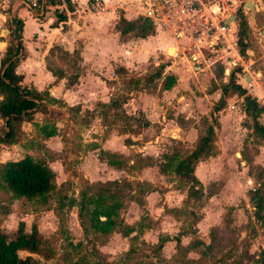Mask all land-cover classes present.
<instances>
[{"label":"rangeland","instance_id":"rangeland-1","mask_svg":"<svg viewBox=\"0 0 264 264\" xmlns=\"http://www.w3.org/2000/svg\"><path fill=\"white\" fill-rule=\"evenodd\" d=\"M51 16L56 20L58 13ZM12 19L6 9L0 8V42L6 44V47L0 44V59L12 45L13 32L9 30ZM254 25L256 29L248 31L246 49L250 55L241 53L243 65L251 72L261 74L257 87L251 94L248 92L250 96L256 92L264 94V42L258 36L259 32H264V11L256 16ZM134 35L131 33L125 39L137 40ZM59 66L61 63L53 68ZM218 66L211 69L214 74L211 79L216 78L217 85L227 83L228 80L219 76ZM137 75V72L117 75L107 84H114L115 96L127 98L129 103L128 98H134L138 92L133 89V82L130 83L139 77ZM191 77L181 83L175 94L184 96L181 103L187 101L188 108L202 111L203 107L209 106L202 98L212 88L211 79L205 75ZM156 94L160 101L166 98ZM226 100L225 112L217 116L215 155L195 168L202 187L200 199L186 200L185 191L177 188L176 178L170 171L164 176L154 166H143L147 161L161 162L177 147L191 149L192 144L179 142L181 146H178L179 140L164 136L156 142L158 129H143L146 120L138 110L133 114L131 105L122 109L128 111L134 121L119 120L104 127L98 117L99 109L94 105L93 109L82 112L67 110L73 121H65L62 116L59 128H55L54 136H59L64 148L56 155L44 153L49 158L62 160L68 178L62 183L54 180L55 188L49 195L33 200L14 198L0 178L1 232L10 239L20 223L25 225L28 233L36 227L43 243L40 252L18 253L21 258L31 256L36 264H264V229L254 219L250 201V192L257 187L256 177L264 168V140L253 133L251 119L242 116L239 98L228 96ZM260 100L258 103L264 107V98ZM229 105L235 109H229ZM164 107L168 108L165 104ZM171 109L166 116L169 111L174 112ZM194 117L185 122L181 115L173 116V122L183 129L196 128L199 136L206 117L200 114ZM109 119L117 118L110 116ZM259 122L264 125V114ZM27 123L21 125L17 144L40 148L42 140L39 139L45 138L44 133L37 127L29 131ZM172 124L175 127V123ZM54 125L47 124V127L52 129ZM4 132V126L0 125V135ZM104 146L106 151L102 149ZM11 152L0 155V171L2 164L13 159ZM111 158L118 161L120 167L112 166L114 172H107L101 164ZM114 173H122V177ZM129 177L134 183L132 187L121 185V181ZM113 181H119L120 185L110 184ZM136 183L142 184L136 186ZM105 186L111 187L112 191L119 188L123 195L122 199L117 198L123 208L119 209L116 225L108 234L94 230L89 213L79 217L80 201L84 197L90 199ZM127 227L133 230L125 236Z\"/></svg>","mask_w":264,"mask_h":264},{"label":"crops","instance_id":"crops-1","mask_svg":"<svg viewBox=\"0 0 264 264\" xmlns=\"http://www.w3.org/2000/svg\"><path fill=\"white\" fill-rule=\"evenodd\" d=\"M248 1H251V13L246 10ZM88 2L89 0H65L64 3L59 4V11L66 16L63 21H58V16L55 20L54 17L49 15L43 19H35L24 9H18L13 14L12 18L19 19L23 24L22 46L25 56L15 69L16 74L22 77L20 85L28 89L32 88L37 92H47L49 99L52 100L51 102L47 100L48 114L36 113L33 122H30L32 124L26 122L28 128H30L29 131L51 123H54L57 129L62 116L65 117V121L70 123L73 121L70 119L71 114L67 110H80L82 112L84 109L91 110V107L93 109V106L98 103H109L118 95L115 96L114 94L117 90L115 85L107 84V82L114 81L117 75H129L137 72V76L142 77L152 70L162 67L161 79L158 82L160 83L165 77L172 76L176 80L175 85L167 91L160 90L159 84L156 89L138 90L134 98H128L129 103L123 104V109L131 105L133 114L138 110L146 120L145 122L148 123L149 126L143 129H152L153 127L158 129L159 134L156 136V142L164 136L168 139H177L182 144H192L190 146L192 147L198 137L196 128L183 129L176 122H173V116L177 118L181 115L182 120L185 122L194 119L197 114L210 119L212 107L221 98V91L220 89L211 91V88L202 98L208 101L209 106L203 107L202 111L197 108L191 109L188 108L187 101L181 103L185 99L184 96H176L175 94L185 79L192 78L191 75H205L208 79H211L214 77L211 69L218 64V68L223 69L222 77L224 81L229 80L231 71L237 69L235 73L236 83L246 91L247 95L254 91L255 88L248 91V94L240 78L241 67H236L233 63L231 66L226 60H221L211 67L196 66L188 68L187 65L177 64V59L174 58L175 41L168 34L155 31L150 21L142 15L148 0H104L106 9L103 11H91L88 8ZM243 9L244 11L240 12L235 20L234 26L237 27V39L239 16L246 17L248 31L256 29L254 25L255 18L260 12L264 11V0H244ZM140 17L146 20L153 30L145 38L134 35L138 38L137 40L133 38L125 39L127 35L134 32L121 35L116 29L120 18L133 21ZM258 36L264 42V32H259ZM54 47H58L69 55L75 54L78 59L76 61L72 57L62 59L57 53L52 56L50 51ZM170 50H173L172 55H170ZM245 53L250 55L247 49ZM167 60L170 63H167ZM58 63H61V66L54 69L53 67ZM114 68H116V71H114ZM120 69H124L125 74H120L118 72ZM226 70H229L228 74H226ZM244 79L248 81V78ZM210 83L212 86L217 85V79H211ZM156 93L166 96V98L164 97L166 100L164 98L161 101L158 100ZM233 96L239 98L242 116L247 117L242 110L243 98L237 95H231L230 97ZM251 97L259 102L261 101L260 98H264V94L256 92ZM196 103L198 102H192L194 105ZM164 104L168 108H165ZM169 108H172L171 110H174V112L170 113L171 111H169L168 116H166L165 113ZM225 108L217 116L222 115ZM229 109L233 110L235 107L229 105ZM127 112L125 113L129 115ZM58 113L61 116H58ZM220 121H222V118ZM172 123H175V127ZM0 125L4 126L1 119ZM30 138L32 137L30 136ZM39 140H42L40 148L31 149L19 145L26 151V155L45 163L54 172L56 183L64 182L68 178V172L61 162L62 160L57 157L49 158L44 153V151L52 155L60 153L64 148L62 141L59 136ZM102 149L107 150L105 146ZM10 152L14 154L12 160L25 156L15 145L13 147L0 145V155ZM78 159L81 158L78 157ZM101 166L107 172L114 170L107 162L102 163ZM114 174L122 177V173ZM130 179L132 180V177H129L127 181H130ZM98 180L103 181L102 179ZM176 191L179 192L177 189ZM179 194L183 196L181 192Z\"/></svg>","mask_w":264,"mask_h":264},{"label":"trees","instance_id":"trees-1","mask_svg":"<svg viewBox=\"0 0 264 264\" xmlns=\"http://www.w3.org/2000/svg\"><path fill=\"white\" fill-rule=\"evenodd\" d=\"M58 17V21H63L66 18L62 13H59ZM22 28L23 24L19 19L13 18L9 23V30L13 32L12 34L10 33L13 36L12 45L7 48L0 59V119L3 120L5 127V132L0 135V145H16L19 142L21 125L25 122H33L36 113L48 114L47 100L49 102L52 101L49 99L47 92H37L32 88L28 89L20 85L22 77L16 74L15 69L25 56L22 46ZM238 28V45L241 52L245 54L249 43L247 19L243 15L239 16ZM116 29L121 35L134 32L140 38H145L153 32L150 24L141 17L133 21H126L120 18ZM50 52L52 56L57 53L62 59L70 57L74 61L78 59L77 55H69L58 47H54ZM236 70L231 71L227 83L214 84L212 86L211 91L220 89L221 98L212 107L210 119H203V132L197 137L191 149L187 150L177 147L172 153L163 157L161 162L147 161L143 165L156 167L159 173L164 176L170 171L176 178L177 188L185 191L186 200L192 198L200 199L202 197V187L195 175V168L203 160L215 155L214 142L216 140V130L219 128L217 114L226 107V98L228 96L237 95L243 98L242 110L252 121V131L256 136L264 140V126L259 122V118L264 114V107L253 97L247 95L246 91L236 83ZM118 72L125 74L124 69H120ZM161 74L162 67L138 77L135 81H130V83L133 82V89L137 91L142 86H144L142 89H156L158 84L160 85V90H170L176 83L175 78L168 76L159 83ZM222 75L223 69L219 71V76ZM126 99L118 96L107 104L98 103L96 105V108L99 109L98 117L104 127L114 125L119 120L124 122L134 121L135 118L127 115L122 109ZM110 116H115L117 119L110 121ZM143 126L147 128L149 125L145 122ZM40 130L44 133L45 138L55 135V127L49 129L47 125H43ZM130 133L136 132L130 131ZM176 144L181 146L179 142ZM106 162L110 166L120 167V163L112 158ZM259 171L256 177L257 187L250 192V201L254 210V219L264 229V168ZM0 178L7 190L17 199L33 200L43 198L55 188L54 172L45 163L36 161L30 155L2 164ZM110 184H115L117 187L120 185L119 181H113ZM133 184L127 180L121 181V185L128 188H131ZM138 184L142 183H136V186ZM147 193H149V190ZM122 197L123 195L119 188L112 191L111 187L105 186L103 191L99 190L93 193L90 199L84 197L80 201L79 217H82L85 212L89 213L94 230L108 234L110 229L116 225L115 218L118 216L119 209L123 208L122 204L117 200V198L122 199ZM138 202L140 204L143 203L140 200ZM89 206H92V208L89 209ZM100 218H103V220H100ZM127 228L128 231L125 236L129 235L133 230L130 227ZM42 245V238L36 227H32L31 232L28 233L25 230V225L20 223L17 231L10 239L0 230V264H36L31 256L21 258L18 253L20 251H26L30 254L38 253ZM262 254L264 257V253ZM74 264L89 263L77 262Z\"/></svg>","mask_w":264,"mask_h":264},{"label":"built area","instance_id":"built-area-1","mask_svg":"<svg viewBox=\"0 0 264 264\" xmlns=\"http://www.w3.org/2000/svg\"><path fill=\"white\" fill-rule=\"evenodd\" d=\"M65 0H0L10 17L24 9L35 19L62 13ZM244 0H148L143 17L155 31L168 34L176 43L177 64L211 67L221 60L241 67L240 78L248 91L257 87L260 74L243 65L235 20L244 11ZM91 11L106 9L104 0H89ZM247 76V77H246ZM244 78H248L246 81Z\"/></svg>","mask_w":264,"mask_h":264},{"label":"water","instance_id":"water-1","mask_svg":"<svg viewBox=\"0 0 264 264\" xmlns=\"http://www.w3.org/2000/svg\"><path fill=\"white\" fill-rule=\"evenodd\" d=\"M246 10H248L250 13L252 12L251 1L247 2ZM4 33L9 34L10 32L4 31ZM0 44L6 47L5 43L0 42ZM233 65H235V64L233 63ZM228 72H229V70H226V74H228ZM15 147H17L24 155H26V151L22 147H20V145L17 144V145H15ZM237 157H239V155H237Z\"/></svg>","mask_w":264,"mask_h":264},{"label":"bare ground","instance_id":"bare-ground-1","mask_svg":"<svg viewBox=\"0 0 264 264\" xmlns=\"http://www.w3.org/2000/svg\"><path fill=\"white\" fill-rule=\"evenodd\" d=\"M171 53H173V50H170ZM174 135V134H173Z\"/></svg>","mask_w":264,"mask_h":264}]
</instances>
